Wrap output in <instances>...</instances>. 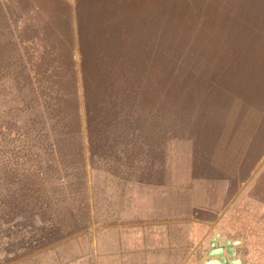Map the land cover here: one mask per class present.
<instances>
[{"label": "rangeland", "instance_id": "374dc122", "mask_svg": "<svg viewBox=\"0 0 264 264\" xmlns=\"http://www.w3.org/2000/svg\"><path fill=\"white\" fill-rule=\"evenodd\" d=\"M5 104L0 264H90L103 194L140 163L245 184L264 166V0H0ZM244 204L241 264H264Z\"/></svg>", "mask_w": 264, "mask_h": 264}, {"label": "crops", "instance_id": "0c3cea01", "mask_svg": "<svg viewBox=\"0 0 264 264\" xmlns=\"http://www.w3.org/2000/svg\"><path fill=\"white\" fill-rule=\"evenodd\" d=\"M149 171L160 177L140 173L121 181L117 206L108 205L107 215L96 217L84 259L90 264H203L197 255L218 233L220 239L239 241L237 259L243 262L239 250L247 230L231 218L248 210L245 200L252 211L253 206L264 210V166L246 184L239 170L225 175L207 169L201 176L189 167L167 177L164 169Z\"/></svg>", "mask_w": 264, "mask_h": 264}, {"label": "flooded vegetation", "instance_id": "af4514ba", "mask_svg": "<svg viewBox=\"0 0 264 264\" xmlns=\"http://www.w3.org/2000/svg\"><path fill=\"white\" fill-rule=\"evenodd\" d=\"M33 78H35V76L33 77ZM39 87H36V90L38 89ZM32 89L35 91V88H33L32 87ZM5 107H2L1 109H0V113H3V112H5V114L7 113V109H9V107L5 104L4 105ZM9 110H11V109H9ZM3 118V117H2ZM3 124H2V121H0V132H3L4 130H7L8 132H9V134H12V132H11V130L9 129V127L6 125L5 127L6 128H4L3 126H2ZM143 166H139V167H135V169H140V171L139 172H135V173H133L132 174V172H130L129 173V175L127 176V177H124V178H116V180H117V182H118V184H120V186H121V181L123 180V179H129V178H133V175H135L134 177H137L136 176V174L138 175V176H141L140 175V173H145V172H142V170H148V167H147V165L146 164H144V163H141ZM146 165V166H145ZM142 167V168H141ZM157 168H159V167H157ZM129 169L132 171L133 169L131 168V167H129ZM145 175H146V173H145ZM153 178V177H152ZM155 178H157V177H155ZM111 178H108V183H111ZM117 184V183H116ZM119 195H120V190H119V193H117L116 192V194L114 193V194H110V192L108 193V194H106V195H104L103 194V197H105V196H107L108 197V201H107V205H111V206H117V203H118V200H119ZM112 197H115L114 199L112 198ZM98 215H107V210H104V209H100L99 210V212L97 213V215L95 216V217H97ZM216 234H218V233H214L213 234V236L211 237V239L216 235ZM219 235V234H218ZM220 237V236H219ZM211 239H210V241L209 242H207V244H206V246H205V248H204V253H203V256H204V258H205V261H207L209 258L207 257V255H208V253L210 252V250L212 249L209 245H210V243H211ZM219 240L222 242V246L224 247V244H223V242L226 240V239H220L219 238ZM231 241H236V240H231ZM238 245L239 244H237L236 246H234V250H235V252H236V254H235V258H237L238 257ZM214 247H217V243H215V246Z\"/></svg>", "mask_w": 264, "mask_h": 264}, {"label": "water", "instance_id": "95a60500", "mask_svg": "<svg viewBox=\"0 0 264 264\" xmlns=\"http://www.w3.org/2000/svg\"><path fill=\"white\" fill-rule=\"evenodd\" d=\"M215 243H217V247H214ZM238 243L239 241L226 239L223 242V247L222 242L219 240V235L216 234L209 245L212 248L207 255L209 259L204 261L203 264H241L240 259L235 258L234 246Z\"/></svg>", "mask_w": 264, "mask_h": 264}, {"label": "trees", "instance_id": "16d2710c", "mask_svg": "<svg viewBox=\"0 0 264 264\" xmlns=\"http://www.w3.org/2000/svg\"><path fill=\"white\" fill-rule=\"evenodd\" d=\"M247 244H248V241H247Z\"/></svg>", "mask_w": 264, "mask_h": 264}]
</instances>
